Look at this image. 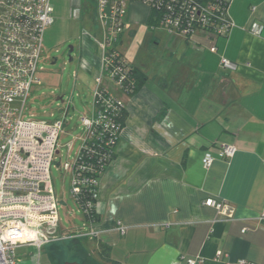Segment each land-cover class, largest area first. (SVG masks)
Segmentation results:
<instances>
[{
	"label": "crops",
	"instance_id": "1",
	"mask_svg": "<svg viewBox=\"0 0 264 264\" xmlns=\"http://www.w3.org/2000/svg\"><path fill=\"white\" fill-rule=\"evenodd\" d=\"M149 13L140 21L148 24ZM229 16L235 26L224 37L155 35L154 55L129 62L147 77L134 93L103 82L102 34L85 43L83 66L129 113L99 181L95 235L85 236L95 260L103 262L104 243L119 264H264V0H232ZM223 57L236 69L223 68ZM222 144H235L236 154L205 168L204 151ZM209 198L234 215L206 205Z\"/></svg>",
	"mask_w": 264,
	"mask_h": 264
},
{
	"label": "built area",
	"instance_id": "2",
	"mask_svg": "<svg viewBox=\"0 0 264 264\" xmlns=\"http://www.w3.org/2000/svg\"><path fill=\"white\" fill-rule=\"evenodd\" d=\"M95 1L97 19L102 28L100 46L104 69L128 92L131 84L125 82L130 67L118 60L121 54L118 45L128 27L129 5L143 4L150 11L153 0ZM219 1L223 6L214 5L215 13L210 15L211 20H207L209 17L203 16L198 10L204 26L181 28L179 22L169 19L161 26L181 34L187 40L197 33L214 39L227 36L235 26L229 16L232 0ZM81 13L82 8L77 6L73 8L72 16L80 17ZM54 21L51 0H0V264H19L18 251L24 246L35 244L42 247L44 243L65 238L57 235L59 201L51 174L56 156L60 153L59 139L65 120L51 122L36 119L28 104L33 87L42 81L39 74L42 69L43 38L47 26ZM250 30L259 35L263 32V26L254 22ZM211 49L217 50L215 43ZM221 66L228 70L237 67L225 57L221 59ZM97 80L99 84L94 92V112L90 118H84L87 131L84 143L95 134L100 124L109 122H105L107 111L124 106L121 100L112 95L104 97L101 77ZM101 106H105L104 111L99 108ZM84 143L81 149L86 146L89 153V147ZM81 149L71 165L75 199L82 192V183L92 182L91 178L82 177L86 168L84 164L79 169L75 168ZM236 152L235 144H222L216 151L207 149L202 157L203 166L209 169L217 158L227 160ZM91 204L87 203L88 208ZM205 204L219 209L228 217L234 215V208L226 202L209 198ZM86 223L91 227L95 225ZM86 235L94 236L95 230L87 229L79 234ZM186 261L188 264L198 262L192 257ZM238 262L257 264L243 259Z\"/></svg>",
	"mask_w": 264,
	"mask_h": 264
},
{
	"label": "rangeland",
	"instance_id": "3",
	"mask_svg": "<svg viewBox=\"0 0 264 264\" xmlns=\"http://www.w3.org/2000/svg\"><path fill=\"white\" fill-rule=\"evenodd\" d=\"M51 5L55 21L47 26L44 33L39 74L42 81L33 87L28 104L36 119L65 120L59 139L60 153L51 174L59 201L57 235L68 238L71 234L79 236L84 230H90L72 192L71 165L87 135L84 118L92 116L94 92L98 86V81L81 62L82 49L89 38L101 39L102 28L91 0H51ZM135 5L134 12L138 15L134 13V17L137 20L131 29L124 32L123 44L119 46L125 59L134 63L154 55L155 35L173 34L163 26L151 27L146 21H140L146 13V6ZM77 6L82 8L80 17L72 16L73 8ZM133 29L135 34L131 35L129 32ZM114 81L108 73L103 75L104 83L119 90L120 85ZM63 239L44 243L42 247L34 244L20 248L19 264H63L74 251V246ZM76 259L82 261L80 256ZM86 263L93 264L89 259Z\"/></svg>",
	"mask_w": 264,
	"mask_h": 264
},
{
	"label": "trees",
	"instance_id": "4",
	"mask_svg": "<svg viewBox=\"0 0 264 264\" xmlns=\"http://www.w3.org/2000/svg\"><path fill=\"white\" fill-rule=\"evenodd\" d=\"M219 0H153L150 3V13L148 18V24L151 27L161 26V24L167 23V19L170 21H177L181 28H198L204 26L200 21L198 10H200L203 16H208L215 13L214 5L223 6ZM93 5L95 0H91ZM218 2V3H217ZM206 17V18H208ZM170 25V24H169ZM121 53V52H120ZM118 60L122 65L130 67L128 72V80L126 84H131L129 93H134L139 87H141L147 77L140 69L132 66L123 56L120 54ZM110 94L104 90L103 96L107 97ZM104 111L105 106L99 107ZM129 113L125 106H118L116 109H110L106 113V124H100L95 129V134L85 141L90 150L87 153L86 146L81 149V153L75 163V168L79 169L83 164L86 166L82 172L84 179L91 178L92 182L82 183V192L77 195L76 202L84 216L85 222L95 223L100 221V213L97 209V194L99 189L100 178L107 168V166L116 158V148L120 139V134L124 126ZM83 155V157H82ZM88 155V156H86ZM96 181V182H93ZM87 203H92L88 208ZM89 210V212H87ZM66 243L69 242L70 246H74L73 254L70 259L76 260L77 256H80L82 261L80 263L87 264V260L92 261L93 264H119L117 260L111 257V247L107 244H99V255L103 262L95 260L86 248L88 240L85 236H71L65 238ZM65 264V261L64 263Z\"/></svg>",
	"mask_w": 264,
	"mask_h": 264
},
{
	"label": "water",
	"instance_id": "5",
	"mask_svg": "<svg viewBox=\"0 0 264 264\" xmlns=\"http://www.w3.org/2000/svg\"><path fill=\"white\" fill-rule=\"evenodd\" d=\"M73 47L71 46L70 50L73 51ZM65 264H81L79 261H76V260H73V261H70V260H67L65 261Z\"/></svg>",
	"mask_w": 264,
	"mask_h": 264
}]
</instances>
